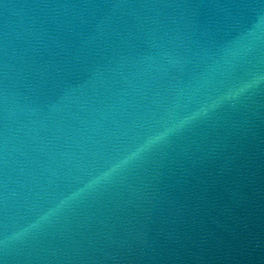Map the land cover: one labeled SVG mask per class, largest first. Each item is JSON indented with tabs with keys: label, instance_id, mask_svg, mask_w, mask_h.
<instances>
[{
	"label": "water",
	"instance_id": "water-1",
	"mask_svg": "<svg viewBox=\"0 0 264 264\" xmlns=\"http://www.w3.org/2000/svg\"><path fill=\"white\" fill-rule=\"evenodd\" d=\"M0 264H264V0H0Z\"/></svg>",
	"mask_w": 264,
	"mask_h": 264
}]
</instances>
